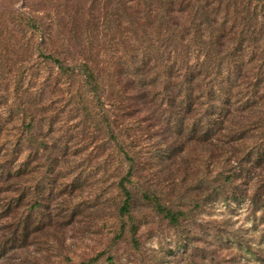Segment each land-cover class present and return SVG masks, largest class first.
<instances>
[{"label": "trees", "instance_id": "1", "mask_svg": "<svg viewBox=\"0 0 264 264\" xmlns=\"http://www.w3.org/2000/svg\"><path fill=\"white\" fill-rule=\"evenodd\" d=\"M263 100L264 0H0V252L53 225L47 179L85 136L64 142L60 132L94 126L118 146L111 187L126 216L140 178L126 143L139 125L132 141L170 159L169 178L154 176L156 189L141 194L179 226L185 210L159 196H189L203 164H227L235 148L263 141ZM253 161L262 166L264 155ZM222 177L233 179L220 171L215 183Z\"/></svg>", "mask_w": 264, "mask_h": 264}, {"label": "rangeland", "instance_id": "2", "mask_svg": "<svg viewBox=\"0 0 264 264\" xmlns=\"http://www.w3.org/2000/svg\"><path fill=\"white\" fill-rule=\"evenodd\" d=\"M14 1L21 6L24 0ZM138 126H132V136L126 143L134 158V171L140 176L131 183V215L117 213L121 196L111 187L117 175L118 146L104 145L97 127L80 126L72 128L73 132L67 128L60 132L68 135L62 137L64 142L76 132L85 136L81 144L69 148L61 175V169L54 167L47 179L48 188L51 186L46 192L50 194L47 212L49 224L53 225L47 235L0 252V264H264V182L261 185L259 181L264 179V163L259 166L253 161L264 155V139L254 138L246 146L235 148V153L230 154L234 160L227 164H203L201 168L205 170L184 187L189 191L191 185L195 186L196 191L190 190L189 196L163 192L159 196L162 204L186 212L176 226L157 209V203L141 194V187L147 191L156 189L154 176L169 178L168 170L163 168L170 159L166 156L160 161L156 149L145 141H132L136 136L133 134L139 133ZM146 139L151 144L159 142V137ZM52 156H56L55 151ZM128 169L129 161L122 167L123 173ZM170 170L176 172L173 166ZM220 171L231 174L233 179L226 183L222 177L215 183ZM40 176L41 169L37 180ZM57 208L66 218L56 216ZM72 210L76 216H70ZM61 224L63 232L50 231ZM133 227L137 228L135 234Z\"/></svg>", "mask_w": 264, "mask_h": 264}]
</instances>
